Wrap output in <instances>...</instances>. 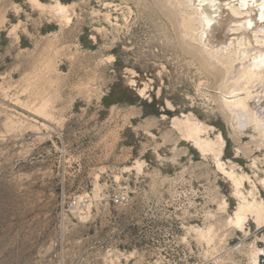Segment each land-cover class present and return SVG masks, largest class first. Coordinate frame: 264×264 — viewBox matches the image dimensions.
Returning a JSON list of instances; mask_svg holds the SVG:
<instances>
[{
  "label": "rangeland",
  "instance_id": "1",
  "mask_svg": "<svg viewBox=\"0 0 264 264\" xmlns=\"http://www.w3.org/2000/svg\"><path fill=\"white\" fill-rule=\"evenodd\" d=\"M201 28L192 0H0V264H264V215L230 222L264 208V20Z\"/></svg>",
  "mask_w": 264,
  "mask_h": 264
},
{
  "label": "bare ground",
  "instance_id": "2",
  "mask_svg": "<svg viewBox=\"0 0 264 264\" xmlns=\"http://www.w3.org/2000/svg\"><path fill=\"white\" fill-rule=\"evenodd\" d=\"M192 1L195 3L197 10L201 14V18L203 21V28H201V29H203V35H202L203 39H204V36L209 35L213 23L216 22L218 17L220 15H222L223 13H225L226 11H228V13L230 12V13L235 14V15H238V14L241 15V13L244 11V12L254 14V16L257 18L258 21L264 20V0H192ZM245 17H247V16H245ZM233 24H235V22H233ZM261 25H263V24H261ZM261 27H257L256 30L258 28H259L258 30H260ZM251 28H253V27H251ZM254 29H255V27H254ZM250 33H251V30H250ZM249 37H250L251 43L257 41V38L254 37V35H249ZM235 39H234V37H229V39L227 41H232L234 43H237V41ZM206 40H208V39H206ZM252 63H251V65H252ZM254 63L257 67L256 68V70H257L256 82L264 81V57L261 60H259V59H258V61L256 60V62H254ZM253 66H254V64L252 65V67ZM238 77H239V75H238ZM244 79H245V77H244ZM241 80H243V78ZM242 83H243V81H242ZM244 83H247L243 87L244 91H246V92L255 88V86L253 87V85L255 84L254 80L248 79ZM257 88H258V86H257ZM238 105L239 104H236V106H238ZM241 105L244 108L243 110L247 109V107L249 106L248 104L247 105L241 104ZM239 108H241V107H239ZM237 111H238V109H237ZM201 132H202V129L199 128L198 126H195V125H191L184 130L185 136L190 138L196 144L197 147L203 149L204 145L202 143V139L200 138ZM213 149L217 150L216 147ZM219 153L220 152H218L216 155L218 156ZM230 176L234 180V182L237 186V189H239V187L242 185L243 181L238 176H236L234 174H230ZM238 193H239V191H238ZM263 215H264V208H263L261 202L258 201L255 196H253L251 199L243 196L238 207H237V209L235 210V212L231 216L230 222L233 226L236 227V229L240 230L243 227L244 222L247 218L253 219V220L255 219V221H260L262 219ZM257 264H259V263H257Z\"/></svg>",
  "mask_w": 264,
  "mask_h": 264
},
{
  "label": "built area",
  "instance_id": "3",
  "mask_svg": "<svg viewBox=\"0 0 264 264\" xmlns=\"http://www.w3.org/2000/svg\"><path fill=\"white\" fill-rule=\"evenodd\" d=\"M121 198L118 196L114 199L115 202H120Z\"/></svg>",
  "mask_w": 264,
  "mask_h": 264
}]
</instances>
